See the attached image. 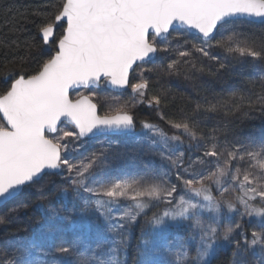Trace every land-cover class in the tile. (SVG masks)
<instances>
[{
	"label": "snow or ice",
	"instance_id": "6c2138e0",
	"mask_svg": "<svg viewBox=\"0 0 264 264\" xmlns=\"http://www.w3.org/2000/svg\"><path fill=\"white\" fill-rule=\"evenodd\" d=\"M256 20L264 25V0H45L21 14L0 40L14 53L0 63V226L21 209L40 216L26 238L0 246V264H264V37L257 45L245 31ZM27 25L35 32L21 41ZM172 32L199 43L161 46ZM158 53L176 58L144 68ZM226 71L247 73L255 98L234 89L201 100L204 77ZM146 72L182 76L194 107L169 119L168 93L148 96ZM102 82L130 85L134 102L101 115L91 90ZM78 88L89 94L74 99ZM145 103L168 130L142 120L137 131L133 109ZM252 113L258 135L229 126ZM53 177L64 185L59 208L46 194ZM245 217L260 222L250 238Z\"/></svg>",
	"mask_w": 264,
	"mask_h": 264
},
{
	"label": "trees",
	"instance_id": "16d2710c",
	"mask_svg": "<svg viewBox=\"0 0 264 264\" xmlns=\"http://www.w3.org/2000/svg\"><path fill=\"white\" fill-rule=\"evenodd\" d=\"M45 3V0H0V40L11 39L10 28L12 25L16 24L17 21L21 19V14L30 12L32 9L42 6ZM62 29H57V35H59ZM246 34L251 35L257 41V45L260 43V38L264 37V25L260 23H255L254 26L248 27L245 29ZM35 29L32 25H27L26 30L20 35L21 41L26 38H30ZM176 33L172 32V35L169 36L168 40L161 41V46L165 43H169L173 48H191L193 43H199L198 40H194L192 36H187L185 39L174 41L172 40V36H175ZM216 54H222L219 49L215 50ZM23 51L19 53V55H23ZM14 53L7 48L0 46V63L6 62L7 60H11ZM176 56L174 53L171 55L158 53L153 62L143 65L144 68L153 67L155 64L164 63L165 66L169 59H175ZM205 63H210L205 61ZM235 63V62H233ZM140 69L136 68L134 72L130 75V83H137L139 79ZM236 72H239V67H236ZM236 72L226 71L220 74L217 78L212 79L207 76L204 77V80H210L211 84L209 87H205L201 90L199 98L203 100L207 98L208 100L215 101L217 99H223L228 95V93L232 90L244 91L247 90L252 94L253 98H255V94L260 91L259 86L253 87L251 84L247 83L248 75L247 73L242 76L236 75ZM145 78L149 80V88L147 90L148 96H151L157 92L166 91L168 93V103L163 111L165 115L169 119L178 118L181 114V109L184 111H190L192 107H194L193 101L197 99L196 95L193 93L190 83L185 81L184 78L181 77H167L162 76L158 79L156 73H145ZM97 94L102 96L101 98H96L95 102L98 104L100 109V114L105 113V111L109 108V100L107 96H114L118 98H124L127 94V90L122 92H114L105 87V85H101L98 89H96ZM126 93V94H125ZM106 97V98H105ZM133 114L136 119L137 130L140 129V121L148 120L153 123L160 124L161 127H164L168 130V126L161 121L154 109H151L147 106V104H139L133 109ZM255 119L247 120L240 119L237 117H229L227 118L230 122L229 126L234 129L236 133H240L243 130L244 133H254L259 134L261 120L259 117V113H252ZM225 118L222 116L218 119L205 120L201 118L200 120V129H202L205 133L215 126L218 122L220 124L224 123ZM91 146H87L85 152L90 151ZM114 178H118L116 173H113ZM55 181V184L50 187L46 194L51 196V203L56 207H61L64 203V198L62 195L57 196L55 194V189L57 187H63L64 185L61 183L59 177L52 178ZM38 193H34L32 199L35 200ZM153 209L152 211H155ZM151 215V212H149ZM40 213L39 210L35 207H29L26 209H21L19 214L11 219V221L4 226H0V246L11 244L14 240H20L26 238L32 228L35 226L36 221L39 219ZM141 218V222H142ZM243 230L250 235V229L247 225H244ZM139 236V225L135 232L133 233L132 244L135 246L137 242V238ZM70 239V236L68 237ZM231 252V249L228 250ZM228 255L225 254L223 259L226 261ZM213 264H216L214 261Z\"/></svg>",
	"mask_w": 264,
	"mask_h": 264
},
{
	"label": "rangeland",
	"instance_id": "374dc122",
	"mask_svg": "<svg viewBox=\"0 0 264 264\" xmlns=\"http://www.w3.org/2000/svg\"><path fill=\"white\" fill-rule=\"evenodd\" d=\"M102 84L104 85V83H102ZM96 89H98V88H96ZM96 89H92L91 91H94L96 93V98H101L102 96H100L99 94H97L99 92H97ZM125 90H127V94L125 93L126 95L124 96V98H118V97H116V99L113 100V99H111V97H114V96H107V99L109 100V102H108L109 106L118 107L119 105H122V104H125V103H129V104L130 103H133L134 101L132 100L131 86L129 85V87L127 89H125ZM78 94L88 95L89 94V90L82 89V90L74 91V92H72V97L73 98H76ZM95 100H94V102H95ZM137 105H139V104H137ZM61 127L64 128V130H72V126L69 125V124L61 125ZM139 130H137V131H139ZM115 173L119 177V170H117ZM259 223L260 222H259V219L258 218H248V217H245V219L243 221V227H244V225H247L248 228L251 231L253 228H258ZM241 231L242 232H245L243 230V228L241 229ZM238 238L241 239V240L243 239V237H238ZM249 238H250V235H249Z\"/></svg>",
	"mask_w": 264,
	"mask_h": 264
},
{
	"label": "water",
	"instance_id": "95a60500",
	"mask_svg": "<svg viewBox=\"0 0 264 264\" xmlns=\"http://www.w3.org/2000/svg\"><path fill=\"white\" fill-rule=\"evenodd\" d=\"M255 23H260V22H259V20H256ZM170 31H171V30H170ZM131 74H132V73H131ZM131 74H130V75H131ZM129 79H130V77H129ZM102 83H103V82H102ZM102 83H101V84H102ZM101 84H100V85H101ZM100 85H98V86H94L93 89L99 88ZM104 85H105V87H106L107 89H109V90H111V91H114V92H122V91L125 90V89H116V90H113V89H111L109 86H107L106 84H104ZM127 88H128V87H127ZM127 88H126V89H127ZM82 89H83V88H78V89L73 90L72 92H74V91H78V90H82ZM84 95H85V94H84ZM74 99H75V98H74ZM101 115H103V114H101ZM69 125H70V124H69Z\"/></svg>",
	"mask_w": 264,
	"mask_h": 264
}]
</instances>
